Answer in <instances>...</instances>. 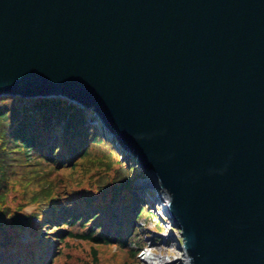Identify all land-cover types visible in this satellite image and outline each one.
Returning <instances> with one entry per match:
<instances>
[{"label": "water", "instance_id": "95a60500", "mask_svg": "<svg viewBox=\"0 0 264 264\" xmlns=\"http://www.w3.org/2000/svg\"><path fill=\"white\" fill-rule=\"evenodd\" d=\"M1 96L91 110L186 264H264V0H0Z\"/></svg>", "mask_w": 264, "mask_h": 264}, {"label": "trees", "instance_id": "16d2710c", "mask_svg": "<svg viewBox=\"0 0 264 264\" xmlns=\"http://www.w3.org/2000/svg\"><path fill=\"white\" fill-rule=\"evenodd\" d=\"M91 114L60 97H0V264H52L67 239L129 248L133 257L141 248L137 222L155 216L145 205L154 193L138 183L146 171L105 138ZM94 146L106 150L92 162L99 171L88 175L94 180L87 187L61 191L47 180L52 172L72 171Z\"/></svg>", "mask_w": 264, "mask_h": 264}, {"label": "rangeland", "instance_id": "374dc122", "mask_svg": "<svg viewBox=\"0 0 264 264\" xmlns=\"http://www.w3.org/2000/svg\"><path fill=\"white\" fill-rule=\"evenodd\" d=\"M85 111H88V109H85ZM89 119H94L92 114L89 116ZM96 121L98 120L95 119L94 122ZM105 133L108 134L105 138L116 139L113 132L104 130V134L103 132L102 134L105 135ZM114 145L116 147L118 146L117 144ZM105 150V146H94L90 150V156L84 159L80 165L75 166L72 171L59 170L56 174L52 172L47 180L54 179L56 188L61 191L70 186L87 187L89 185L88 182L94 180L87 179L88 175H94L99 171L93 163L98 157L102 156ZM123 159L124 157L121 160ZM111 163L112 167H114L115 162L112 161ZM28 170L29 168H25L22 173H26ZM153 182L150 173H147L146 177L138 179V183L142 186V191L146 189L154 193V196L149 197L150 202H147L145 205L148 206L149 210L155 213V216H142L137 222L141 229L139 231V236L143 239L141 240V248L137 250L135 257L130 255L129 248L118 249L112 245L95 246L85 241L67 239L68 242L63 246L61 255L57 259H53L54 262L52 264H151L149 262L150 260L146 258L147 255H151V258L163 257L167 259L165 264H181V250L178 248V242H180L181 239H177V237L180 238L179 231L174 227L167 216L162 213L163 207H165L168 200H163L162 197V193H164L165 190L161 188H152L153 184H155ZM91 185H93V182ZM37 187H39V185H33L30 186V189H36ZM165 193L168 197V193ZM32 208L33 206L30 203L24 210L30 211ZM157 221L158 223H156ZM156 230L158 231L156 232ZM27 231H29L28 227L25 232ZM21 235L22 237L28 236L26 233H22ZM92 246L97 248V262L92 260V252L90 251ZM151 261H153V259Z\"/></svg>", "mask_w": 264, "mask_h": 264}, {"label": "bare ground", "instance_id": "6f19581e", "mask_svg": "<svg viewBox=\"0 0 264 264\" xmlns=\"http://www.w3.org/2000/svg\"><path fill=\"white\" fill-rule=\"evenodd\" d=\"M114 144H116V143H114ZM154 178L155 177H152V179H153V181H154ZM156 182V181H155ZM155 182H153V183H155ZM164 192V191H163ZM166 192V191H165ZM162 193V197H163V200H167V202L169 201V198L167 197V195H166V193ZM166 202V203H167ZM164 210H166V206L165 207H163V213L165 214V212H164ZM166 212H167V210H166ZM167 216V215H166ZM168 218V217H167ZM180 236V235H179ZM180 239H181V236H180ZM180 245V244H179ZM179 245H178V248L181 250V264H186V261H185V259H186V256H185V253H184V251L181 249V247H179ZM146 258H148L150 261V263L151 264H165L166 262H167V259H165V258H151V255H147L146 256ZM153 259V261H151Z\"/></svg>", "mask_w": 264, "mask_h": 264}]
</instances>
